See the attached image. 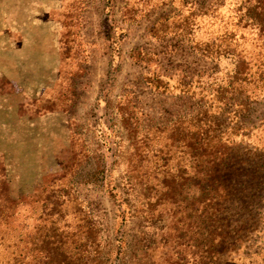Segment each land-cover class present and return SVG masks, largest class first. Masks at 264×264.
<instances>
[{"label":"trees","instance_id":"1","mask_svg":"<svg viewBox=\"0 0 264 264\" xmlns=\"http://www.w3.org/2000/svg\"><path fill=\"white\" fill-rule=\"evenodd\" d=\"M80 2L58 13L71 77L82 73ZM157 10L147 34L162 50L134 48L129 57L147 90L180 105L155 121L130 91L114 102L117 129L101 130L100 158L121 172L104 163L94 172L112 205L110 232L77 195L73 176L87 152L72 150L64 175L43 189L40 223L0 211V264H264V0H123L119 18ZM109 26L115 44L123 34ZM185 168L214 183L212 206L188 210L177 175Z\"/></svg>","mask_w":264,"mask_h":264},{"label":"rangeland","instance_id":"2","mask_svg":"<svg viewBox=\"0 0 264 264\" xmlns=\"http://www.w3.org/2000/svg\"><path fill=\"white\" fill-rule=\"evenodd\" d=\"M105 2L84 0V6L78 5L82 73L71 77L58 16L67 0H0V211L18 222L40 223L43 189L52 178L64 175L72 150L79 156L86 151L85 163L73 176L76 192L94 217L105 218L110 232L112 205L94 172L103 163L114 176L121 172V165L100 158L106 150L101 130L117 129L114 102L130 91L140 113L155 121L180 105L173 97L147 90L140 79L142 66L129 57L134 48L162 50L147 28L164 9L121 21L123 0H109V6ZM111 22L123 34L115 44L104 35ZM162 57L165 64L167 55ZM169 58L183 60L179 55ZM226 63L221 60L220 68ZM62 70L67 71L63 77ZM177 175L188 191V210L215 203L219 192L211 180L186 168ZM125 231L131 240L133 227Z\"/></svg>","mask_w":264,"mask_h":264}]
</instances>
